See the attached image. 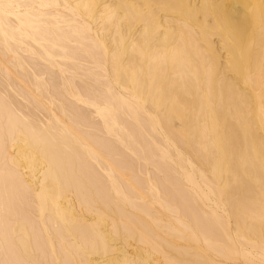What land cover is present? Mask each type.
<instances>
[{
	"label": "bare ground",
	"instance_id": "obj_1",
	"mask_svg": "<svg viewBox=\"0 0 264 264\" xmlns=\"http://www.w3.org/2000/svg\"><path fill=\"white\" fill-rule=\"evenodd\" d=\"M0 264H264V0H0Z\"/></svg>",
	"mask_w": 264,
	"mask_h": 264
}]
</instances>
